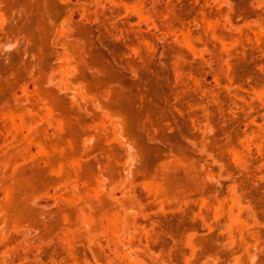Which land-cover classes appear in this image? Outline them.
Wrapping results in <instances>:
<instances>
[{
  "label": "rangeland",
  "instance_id": "obj_1",
  "mask_svg": "<svg viewBox=\"0 0 264 264\" xmlns=\"http://www.w3.org/2000/svg\"><path fill=\"white\" fill-rule=\"evenodd\" d=\"M0 264H264V0H0Z\"/></svg>",
  "mask_w": 264,
  "mask_h": 264
}]
</instances>
